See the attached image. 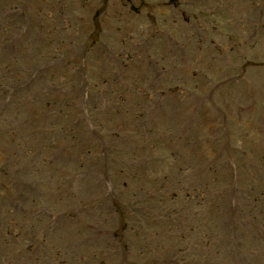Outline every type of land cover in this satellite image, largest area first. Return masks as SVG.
Returning <instances> with one entry per match:
<instances>
[{
	"label": "rangeland",
	"instance_id": "374dc122",
	"mask_svg": "<svg viewBox=\"0 0 264 264\" xmlns=\"http://www.w3.org/2000/svg\"><path fill=\"white\" fill-rule=\"evenodd\" d=\"M261 22L264 0H0V264H264ZM242 56L244 77L205 96ZM156 69L170 92L150 127ZM236 151L238 174L200 206Z\"/></svg>",
	"mask_w": 264,
	"mask_h": 264
}]
</instances>
